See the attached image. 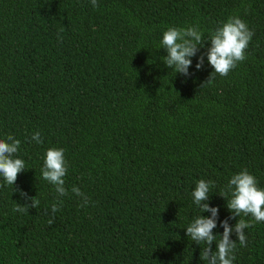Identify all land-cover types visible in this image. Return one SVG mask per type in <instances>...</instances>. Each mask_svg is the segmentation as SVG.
Listing matches in <instances>:
<instances>
[{
    "label": "trees",
    "instance_id": "trees-1",
    "mask_svg": "<svg viewBox=\"0 0 264 264\" xmlns=\"http://www.w3.org/2000/svg\"><path fill=\"white\" fill-rule=\"evenodd\" d=\"M98 4L0 0V139L21 141L27 168L0 187V264H206L205 245L186 235L201 214L197 182H215L207 201L219 208L214 235L231 216L219 193L233 174L247 169L264 188V0ZM236 15L254 35L227 76L201 86L214 71L208 41L188 76L163 63L167 28L198 24L207 40ZM35 132L43 143L31 140ZM50 147L64 148L68 161V195L51 225L58 198L41 173ZM74 185L90 198L86 207ZM14 189L38 207L13 211L30 203ZM241 218L253 226L246 247L231 235L234 264H264V222Z\"/></svg>",
    "mask_w": 264,
    "mask_h": 264
},
{
    "label": "clouds",
    "instance_id": "clouds-1",
    "mask_svg": "<svg viewBox=\"0 0 264 264\" xmlns=\"http://www.w3.org/2000/svg\"><path fill=\"white\" fill-rule=\"evenodd\" d=\"M93 8H98V0H90ZM254 31L249 28L246 21L238 15L229 17L221 25L215 28L210 37L204 39L203 31L200 26L188 27H169L163 32L161 48L165 49L167 56L163 63L176 73L184 76L190 75L189 67L192 64V57L196 55L199 47H203L204 42H210L207 49V61L214 69L208 79L201 85H212L216 76H227L238 63L243 62L246 56V50L252 40ZM58 40L63 37L58 35ZM204 56L201 55L196 63V69L203 67ZM32 141L37 144L43 143L40 132L33 133ZM21 141L12 135L0 139V178L3 184L14 186L18 174L26 170L25 161L17 157L20 150ZM68 172V161L65 158V149L50 147L46 150L43 166L41 168L42 177L54 187L57 194V201L51 205L49 225L55 222V214L60 210L63 200L60 197L68 195L65 187L64 177ZM215 186L212 180H199L192 192L193 203L200 209L201 214L196 216L186 228V235L197 245L203 243L205 246L200 251V260L206 264H234L236 259L235 250L237 242L230 237L233 232L238 238L239 245L246 247L248 239L245 230L253 226L251 221L241 217L251 216L255 222H264V188L258 186L257 178L247 169L233 174L228 180L225 190L219 193L227 201L226 207L231 216L220 222L223 228L222 235H214L213 229L217 227L219 208L210 207L207 201L210 198L211 189ZM19 194L30 203L24 205L16 203L13 211L28 212L29 208H37L39 200L35 197H29L26 192L18 189ZM71 192L81 200L80 207H86L90 198L82 192L77 186L71 188ZM166 208V206H165ZM204 212H210L211 216L202 215ZM239 219L234 226H230L229 219ZM219 236V240H217ZM216 243L213 251L212 244Z\"/></svg>",
    "mask_w": 264,
    "mask_h": 264
}]
</instances>
